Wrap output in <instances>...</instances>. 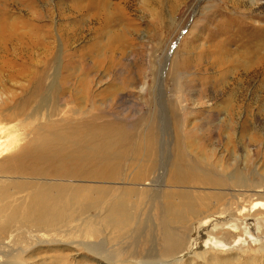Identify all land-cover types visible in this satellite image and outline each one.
<instances>
[{"label":"rangeland","instance_id":"1","mask_svg":"<svg viewBox=\"0 0 264 264\" xmlns=\"http://www.w3.org/2000/svg\"><path fill=\"white\" fill-rule=\"evenodd\" d=\"M9 1L0 0V36H4V43L0 41V113L5 115L0 122L6 131L14 132L20 147L29 143L44 149L61 145L63 128L66 143L75 145L92 126L97 127L95 138L122 133L123 139L104 162L128 178L139 176L137 198L156 199L144 201L119 237L113 234L101 240L98 215L93 210L81 213L84 202L76 197L89 198V180L59 179L56 183L62 188L55 190L53 198L67 205L59 215L60 223L47 228L68 223L60 228L61 233L18 232L17 247L28 250L22 254L23 259L28 258L26 264H99L82 246L72 244L91 242L92 233L99 234L93 242H101L107 251L120 250V258L131 253L144 255L151 248L157 256L162 254L161 231H167L168 226L164 224L168 219L164 196L171 190L190 191V199L197 201L195 214H213L196 231L194 225L184 229L190 223L187 219L168 226L169 233L187 239L181 264H186L194 251L202 252L207 264H264V196L252 195L254 190L264 191V144L248 143L251 138L264 140V73L259 77L262 83L254 79L238 88L241 98L232 101L239 106L238 114L223 120V103L233 86L216 88L213 73L205 70L210 43L221 37L212 33L234 20L230 34L247 38L252 29L248 27L264 21V0H127L124 5L108 0L107 9L97 0V15L106 17L105 23L86 14L68 17V9L84 4L83 0ZM251 1L259 6H252V15L245 10ZM4 29L10 30L9 35ZM235 46H226L231 63L241 60ZM62 118L60 124L53 123ZM241 122L243 139L239 138ZM221 124L233 126L230 134L240 141L234 151L224 146L225 134L217 138ZM230 152L236 158L231 159ZM211 154L216 156L214 160L223 156L241 169L236 176L247 178L243 188H235L228 180L218 188H175L167 183L173 163H191L204 170ZM7 164L16 162L3 164L5 168ZM150 171L152 180V175L147 177ZM36 178L24 172L0 173V183H11L14 199L22 202L28 201L32 192H39L37 184L51 182ZM121 179L118 174L108 185L117 188L110 195L119 193ZM212 196L219 200L208 201ZM48 211L54 213L55 209ZM220 215L223 222L231 220L224 228L238 229L230 231L233 237L222 234L227 228L223 229L221 219H215Z\"/></svg>","mask_w":264,"mask_h":264},{"label":"bare ground","instance_id":"2","mask_svg":"<svg viewBox=\"0 0 264 264\" xmlns=\"http://www.w3.org/2000/svg\"><path fill=\"white\" fill-rule=\"evenodd\" d=\"M83 1L84 4L75 5L73 8L68 9L69 18L77 16L76 14H86L85 16L91 20L96 19L101 23L106 22V17L100 18L97 15V0ZM4 2L5 1L1 3ZM116 2L124 5L127 0H116ZM101 3L104 9H107L109 1L101 0ZM116 4H112L114 9H117L118 7ZM235 6L237 9L240 8L239 5ZM252 6L259 8L257 2L251 1L250 7L245 9L248 11V14L251 15L253 13ZM0 11L2 10L0 9ZM78 17L81 18V16ZM233 24H235L234 20H232L227 27L221 28L222 30H216L212 33V36L214 37H221L219 38L220 40L210 43L209 57L206 58L205 65V70H210L213 73L212 84L216 88H232L233 86L232 93L227 96L228 99L223 103L225 107V113L223 114L224 118H222L223 120L225 118H228L227 120L232 119L238 114L239 106L236 104L234 105L232 102L238 101V99L241 98L239 97L238 88L250 84V81H254V79H257V81L259 80L260 83H262L259 77L261 73H264V21L256 26L248 27L249 29H252L246 34V36H248L247 38L245 36L243 37L242 34L239 36L237 33H234V35L230 34V27L233 26ZM236 25L239 26L240 24L236 22ZM9 31L4 29L6 35H9ZM15 38L19 39V36L17 35ZM0 39L3 44L4 36H0ZM230 44H236L234 51H237L238 56L241 57L242 61H233L234 63L230 62L229 57L231 52L226 47ZM243 48L245 50L244 52H241L240 50ZM197 64L198 62L196 65ZM227 74H230V80L227 78ZM2 78L3 77L0 76V110L3 109V101L1 100L3 94ZM4 116V114L0 113V118H4ZM63 119L64 118L54 120L53 123L60 124ZM220 127L221 134L218 133L217 138L220 140L222 135L225 134L222 139L224 146H231L234 151L235 148L240 145V141L237 139L235 140L233 138L234 136L232 137L230 134L229 130H231L233 126H223V124H221ZM240 128L241 132L239 131V138L243 139L244 122L240 123ZM96 129L97 127L95 126L87 128L86 131L88 134H86L85 137L82 136L79 143L75 145L74 142L66 143L65 131L63 128L62 133L59 136L61 145L54 149H44L41 146L29 143L20 147V139H17L16 135L12 134L14 132L6 131L5 126L0 122V173L15 175L16 173L24 172L27 175L37 177V180H51V182L45 181L41 184H37L35 188L39 189V192H32L29 200L26 202H22L20 199H14V194L12 192L13 185H11V183H9L8 186H4L3 183H0V264H26L28 258L23 259L22 254H25L28 250L17 247L16 241H19L20 238H18V232L25 230L28 233L30 230H34L36 232L41 231L51 233L52 231H56L61 233V231H59L60 228L63 227V225H67L68 222L66 221L61 227L53 228L52 230L47 228L60 223L58 220L59 215L64 211V206L67 205L66 202L61 203L59 198H53L55 190L62 188L59 183H56L59 179L62 180L74 177L79 178L84 182L89 180L86 188V190L90 192L89 198L86 196L83 198L82 195H76V197L84 202V206L81 208V213L87 214L90 210H93L95 211V215H98L99 225L101 227L100 232L98 233H101V240L107 239L113 234V236L119 237L122 233V229L126 228L128 224L131 223L134 214L138 213L139 208L144 204V201L146 200L150 202L156 200L154 197L149 196L144 200L137 198L136 195L139 193V190L135 188V185H138L140 179L139 176L135 175L133 178H128L123 173L118 172L116 168L110 167L109 164L104 162L106 156L112 152L116 145L123 139V134L114 131V134H117L115 137L111 136L110 133H106L101 138H95L93 134ZM261 140H263L261 137L251 138L248 143L258 144L259 142H262L264 144V140ZM145 142L150 143L149 140ZM212 154L210 155L209 161H206L207 164L205 166L208 167L204 166V170H201L199 165H192L191 163H173L171 165L170 178L167 183L175 188L184 186L190 187L194 185L218 188L220 186H225V183L228 180L229 183L233 181V186L235 188H243L247 182V178L244 177L242 179L236 176V173H242L241 169L236 167L233 162L231 163L226 157L222 156L221 159L218 158V160H214L216 156H213ZM231 154L233 153L230 152L229 157L232 159L234 154ZM247 157L248 155H245L243 156V159L246 160ZM177 158H181V155H178ZM234 158H236V156ZM9 162H16V164L11 166L7 164L5 168L3 164ZM230 170L231 174L228 172ZM118 174L122 176V187L121 189H118L119 193L117 195L112 196L109 192H113L117 188L108 185L115 181ZM150 175H152V178L150 179L152 180V171H150L147 177ZM18 185L20 186V183ZM47 190L49 191L48 193L42 192ZM158 191L160 192V189L155 192ZM255 194L264 196V191L258 193L254 190L252 195ZM191 196L192 193L190 191L183 190H171L165 193L164 200L166 206H164V209H166L164 210V213L167 215L168 219L164 224H167L168 226L172 223L181 224L183 220L187 219L190 223H187L184 226V229L188 230L191 225H194L193 231H196L198 227H202L200 223L204 219L213 217V214L211 213L208 214L203 212V214H195L193 207L197 205V201L191 200ZM218 200L219 198L217 196L208 198V201L211 202H217ZM56 205L58 207H56ZM50 208L55 209V212L50 213L48 211ZM219 217L222 218L224 216H216L215 219H221ZM221 220L223 222V219ZM217 221L218 220H216L215 223ZM230 221L231 220L228 222H221L223 229L227 228L222 234L228 235V237L232 236L230 231L238 230L235 226H233L232 229L228 227L224 228V226L228 225ZM83 222H85L84 219L81 220V223ZM67 227L69 228V225L62 230L63 236L66 235ZM167 231L165 229L161 231L162 254L158 253V256L154 252L155 249L151 248V250H147L144 255L131 253L128 258H120L121 256L119 254L123 255L120 250L117 251L118 254L116 251H107L101 242L96 243L92 241L93 238L96 239L99 237L98 233H96V235L92 233L89 237L91 242H72V244L82 246L99 264H181L183 262L182 257H184L183 252L187 239H181ZM24 241H27V239L25 238ZM211 241L215 242L213 239ZM190 257L192 260L190 259L186 264H207L205 260H203V254L200 251L192 252Z\"/></svg>","mask_w":264,"mask_h":264}]
</instances>
